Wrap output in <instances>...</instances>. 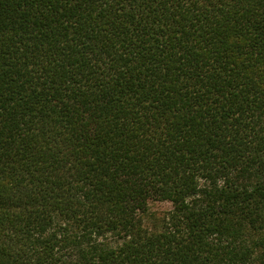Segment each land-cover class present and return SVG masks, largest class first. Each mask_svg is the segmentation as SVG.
I'll return each mask as SVG.
<instances>
[{
    "label": "trees",
    "instance_id": "1",
    "mask_svg": "<svg viewBox=\"0 0 264 264\" xmlns=\"http://www.w3.org/2000/svg\"><path fill=\"white\" fill-rule=\"evenodd\" d=\"M0 264H264V0H0Z\"/></svg>",
    "mask_w": 264,
    "mask_h": 264
},
{
    "label": "rangeland",
    "instance_id": "2",
    "mask_svg": "<svg viewBox=\"0 0 264 264\" xmlns=\"http://www.w3.org/2000/svg\"><path fill=\"white\" fill-rule=\"evenodd\" d=\"M153 210L158 214L161 215L163 214L166 210H167V206L165 205H158V206H154Z\"/></svg>",
    "mask_w": 264,
    "mask_h": 264
}]
</instances>
